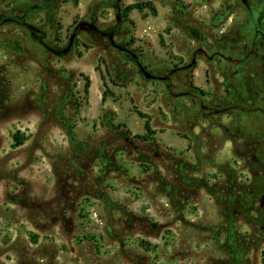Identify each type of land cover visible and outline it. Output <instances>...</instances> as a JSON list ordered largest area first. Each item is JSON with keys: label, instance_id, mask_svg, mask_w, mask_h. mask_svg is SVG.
<instances>
[{"label": "rangeland", "instance_id": "374dc122", "mask_svg": "<svg viewBox=\"0 0 264 264\" xmlns=\"http://www.w3.org/2000/svg\"><path fill=\"white\" fill-rule=\"evenodd\" d=\"M251 19L0 0V264H264V62L210 60Z\"/></svg>", "mask_w": 264, "mask_h": 264}, {"label": "flooded vegetation", "instance_id": "af4514ba", "mask_svg": "<svg viewBox=\"0 0 264 264\" xmlns=\"http://www.w3.org/2000/svg\"><path fill=\"white\" fill-rule=\"evenodd\" d=\"M241 1L246 7L250 20H252L251 18L254 17L255 15L256 17L259 18V22L264 20V6L262 10L254 11L252 7V3L249 0H241ZM254 37H255L254 40H252L251 42L252 45L249 47L248 51L246 52L247 54L245 58H242L240 60L239 59L234 60V58H231L229 56H225L224 54H222V51H216L214 56L210 58V60H213L215 57H217L221 61H225V62H228L229 64L238 65V66L244 60H248L251 57H254L256 60H260L264 62V45L259 44L260 42L264 43V31L261 30L258 26H256ZM257 44H259V47L257 46ZM201 52H202L201 50H198L194 54V56H197Z\"/></svg>", "mask_w": 264, "mask_h": 264}, {"label": "trees", "instance_id": "16d2710c", "mask_svg": "<svg viewBox=\"0 0 264 264\" xmlns=\"http://www.w3.org/2000/svg\"><path fill=\"white\" fill-rule=\"evenodd\" d=\"M145 8H151L152 12L153 13L155 12V9L151 7L150 2H147V3L142 2V3H137L135 5L126 7L123 10V12H122L121 17L122 18H125V15L128 14L132 10H135V9L142 10V9H145ZM86 88L88 89V86H86ZM145 128H146V130H147L148 133H151L150 126H149V123L148 122L145 123ZM18 143H20V142H18Z\"/></svg>", "mask_w": 264, "mask_h": 264}, {"label": "water", "instance_id": "95a60500", "mask_svg": "<svg viewBox=\"0 0 264 264\" xmlns=\"http://www.w3.org/2000/svg\"><path fill=\"white\" fill-rule=\"evenodd\" d=\"M145 77L146 79H150L151 75L146 73Z\"/></svg>", "mask_w": 264, "mask_h": 264}]
</instances>
